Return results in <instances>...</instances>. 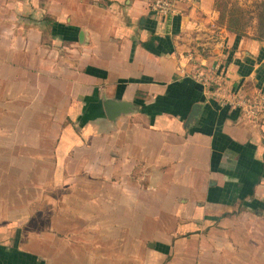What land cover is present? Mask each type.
Here are the masks:
<instances>
[{
	"label": "crops",
	"instance_id": "obj_1",
	"mask_svg": "<svg viewBox=\"0 0 264 264\" xmlns=\"http://www.w3.org/2000/svg\"><path fill=\"white\" fill-rule=\"evenodd\" d=\"M153 1L0 0V41L16 27L38 34L19 39L23 52L0 53V264H264V112L247 117L193 77L218 65L225 90L264 91V41L218 27L213 0H179L167 16ZM45 28L52 71L25 58ZM51 79L53 123L64 126L44 141L25 125L42 122ZM16 100L23 110L11 116ZM47 188L65 206L28 229ZM172 204L193 221L185 233L204 241L210 227L216 243L136 242L138 229L150 232L133 222L172 219Z\"/></svg>",
	"mask_w": 264,
	"mask_h": 264
},
{
	"label": "rangeland",
	"instance_id": "obj_2",
	"mask_svg": "<svg viewBox=\"0 0 264 264\" xmlns=\"http://www.w3.org/2000/svg\"><path fill=\"white\" fill-rule=\"evenodd\" d=\"M219 1H222V0H219ZM227 1H229V5L236 4L237 6H240L245 10H247V9L249 10V12L246 13L247 18L245 19V21L249 22L248 28L246 29V35H253V33L255 31V26L257 24V18L254 14V11L256 10V3L258 1L257 0H227ZM213 6H214L213 7L214 10L217 13V19H216L217 23L216 24L218 27L223 28V26L220 24V22L218 20L219 12L216 10V8H215L216 6L214 5V3H213ZM249 16H250V18H249ZM11 29L12 28H4V30H6V31L11 30ZM0 30H2V29H0ZM13 30H16V32L15 33L6 32V35L5 34L3 35L2 40L0 41V53L5 52L6 54H8L10 56H12V54H14V53L19 54L20 52L24 51V49H23L24 44H22L21 41H19V39L26 36L27 41H28L29 38L31 40H33V39H35V36H38V34H36L34 32L36 30L35 27H32V29L25 28V27H23V28L16 27ZM52 41H53V39L51 37L50 30L48 28L42 29V38H41L40 45L35 46L33 43L27 44V50H26L27 55L28 54H30V55H29V57L27 55L25 56V58L27 57L26 61H29L32 66L34 65L33 67H37V68L41 67V69H44L46 71H52L53 67H54L53 56L55 57V54H56L55 48L57 46V44H53ZM19 47H22V49ZM201 48H202V46L200 47V45L198 46L196 44L195 45L193 44L187 50V55H189L191 59L192 58L198 59L199 52H203V51H201ZM63 51L66 52V46L64 47ZM13 82H14V80H11V81H9L8 84L10 86H13L14 85ZM52 84H56V81L54 79H51V82H50V80H48V85H47V87H44V90H43L44 98L47 101L43 102L44 105H42L41 110H39V111L37 110V113L35 114L37 117H35L34 119H40V120H42V122L36 123V124L34 123V124L25 125L27 128V132H29L31 134L33 133L32 135H34V133L40 134L43 132L42 135H43L44 141H46V138L48 136L51 138L50 140L53 141L51 134H54L55 130L57 131V129H59L61 131L62 126H64L61 123L59 125L56 123H53L54 122L53 121V118H54L53 113L54 112L52 113V108H51L53 101L50 97L53 95V92L51 90ZM15 94L18 95V92H16ZM11 103H13L14 106H12V108H10V109L7 108L8 111L10 112L11 116H15V114L22 113L23 108L22 107L17 108L18 104H20L22 106V104H23L22 101L19 103L18 100H16V101H11ZM0 104H2L1 100H0ZM40 105H41V103L38 106H40ZM53 105H54V103H53ZM33 115H34V113H33ZM27 119H29V118H27ZM34 136H32V137H34ZM43 158L45 160L47 157L44 156ZM142 167L144 168L143 164H142ZM146 173L147 172L140 171L138 178L139 179L146 178ZM155 177H157V176H155ZM51 191H53V194L56 197H61L62 194L64 193V192L61 193V189H60V192L58 194V193H54L55 189L52 190L50 188H47V190H45V193H44V198H43L44 203L42 205L44 216L41 219H36V220L33 219V221L31 222V227H29L28 229L33 228L32 230H38L41 227L45 228V227L49 226V222H50L49 216H50L51 206L55 209H58V208L60 209L61 207L65 206L64 204L60 203V201H58V199H54L55 203H53L51 205V195H53L51 193ZM170 206H171V211H170L169 215H171L172 219L160 218V219H155L153 221H150L151 215L148 214L149 212H147L145 215L146 218H141L139 220L134 221L133 224L135 227H138V224L140 222L141 224H144L146 229H148L146 232H150L149 234H143L144 231H142V229L140 228L138 230L141 234L138 235L137 241L135 239L134 240L138 243H141V244L144 242H150L151 240H154L157 243H162V242L168 241L171 244L176 242V243H185V244L193 245V246L197 243H200V242H206L208 245L210 243H214V242L216 243L217 236L215 234H213L210 227H208L206 230V233H205L206 239H203L204 241H200L197 238L198 233H195V231H189L188 230L189 232L185 233V231L187 229H189L188 222H191L192 220H187L185 218V216H187L188 214H186V212L182 210L184 205L180 204L178 211H177V205L172 204ZM173 208H175V210ZM173 212H174V214H173ZM39 215L40 214H38V216ZM155 215L157 218L158 216H164L165 217L168 214L167 213H161V212L158 213L156 211ZM193 218H194V216H193ZM140 220H144V221H140ZM94 223H95V221H91V227L94 226ZM210 223H211V221H208V226L211 225ZM190 227H193V221H192ZM161 230L163 232H165L164 235L154 234L157 232H161ZM248 232H249V229H248ZM182 234H185L186 236L185 235L181 236ZM73 238L74 239H80V238H86V236L85 237L74 236ZM89 238L90 237H87V239H89ZM128 238H130V237H128ZM226 238H227L226 235L222 236V239L224 242H226ZM229 238H230L229 242H233V238L232 237H229ZM239 238L242 239L244 237L240 236ZM249 238L253 239L252 236L246 237V239H248V240H249ZM254 238H256V237H254ZM91 239H92V237H91ZM120 239H121V237H118V240H120ZM124 239L126 240V237L122 238V240H124ZM134 240H133V243L135 242ZM237 241L240 242L239 240H237ZM187 254H191V252L190 251L176 252L175 254L173 253L172 259L173 260L174 259H176V260L182 259ZM193 255L196 257L198 255V253H193ZM205 255L210 256L209 258H211L210 252H207ZM194 256L192 258H194Z\"/></svg>",
	"mask_w": 264,
	"mask_h": 264
},
{
	"label": "built area",
	"instance_id": "obj_3",
	"mask_svg": "<svg viewBox=\"0 0 264 264\" xmlns=\"http://www.w3.org/2000/svg\"><path fill=\"white\" fill-rule=\"evenodd\" d=\"M179 0H154L152 9L155 14L167 16L176 9V3ZM218 65L206 66L200 65L194 68L193 77L200 83L203 90L216 97L223 105L238 109L252 119L257 118L264 112V91L258 90L253 96H245L238 89H227L220 85L216 79L222 78L223 74L217 72ZM224 87V88H223Z\"/></svg>",
	"mask_w": 264,
	"mask_h": 264
},
{
	"label": "trees",
	"instance_id": "obj_4",
	"mask_svg": "<svg viewBox=\"0 0 264 264\" xmlns=\"http://www.w3.org/2000/svg\"><path fill=\"white\" fill-rule=\"evenodd\" d=\"M256 10L254 14L257 18V24L252 38L264 41V0H257ZM216 10L219 12V22L228 31L238 35H246V29L249 22L245 21L246 13L249 10H245L236 4L229 5L227 0H213ZM250 18V16H249Z\"/></svg>",
	"mask_w": 264,
	"mask_h": 264
},
{
	"label": "water",
	"instance_id": "obj_5",
	"mask_svg": "<svg viewBox=\"0 0 264 264\" xmlns=\"http://www.w3.org/2000/svg\"><path fill=\"white\" fill-rule=\"evenodd\" d=\"M192 112H193V113H194V112H196L195 108L193 109V111H192ZM190 116H191V115H190Z\"/></svg>",
	"mask_w": 264,
	"mask_h": 264
}]
</instances>
